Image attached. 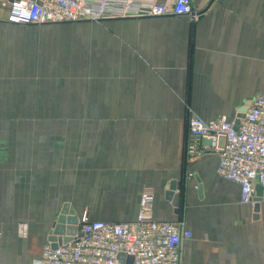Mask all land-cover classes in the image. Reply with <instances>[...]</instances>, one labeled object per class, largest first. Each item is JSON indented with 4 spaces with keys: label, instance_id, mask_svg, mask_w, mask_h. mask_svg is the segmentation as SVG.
<instances>
[{
    "label": "crops",
    "instance_id": "1",
    "mask_svg": "<svg viewBox=\"0 0 264 264\" xmlns=\"http://www.w3.org/2000/svg\"><path fill=\"white\" fill-rule=\"evenodd\" d=\"M192 5L197 20L0 27V264H35L65 204L78 219L130 222L146 189L157 220L193 232L181 264H264V200L258 212L242 204L217 153L185 150L188 114L234 121L264 93V0ZM7 16L0 0V23L18 25ZM22 100L56 108L31 114L78 122L9 125L24 114L9 113V101ZM171 184L180 212L166 198Z\"/></svg>",
    "mask_w": 264,
    "mask_h": 264
},
{
    "label": "built area",
    "instance_id": "2",
    "mask_svg": "<svg viewBox=\"0 0 264 264\" xmlns=\"http://www.w3.org/2000/svg\"><path fill=\"white\" fill-rule=\"evenodd\" d=\"M3 4L8 7L7 21L18 25L167 15L197 20L201 15L192 0H3ZM186 120V154L217 153V172L239 185L240 202L264 200V93L251 101L237 129L225 116L205 121L188 114ZM154 200V191L146 189L137 217L130 222L89 220L84 212L72 240L56 248L47 242L35 264H126L120 262V254L132 256L133 264H181V245L193 232L182 221L157 220Z\"/></svg>",
    "mask_w": 264,
    "mask_h": 264
},
{
    "label": "water",
    "instance_id": "3",
    "mask_svg": "<svg viewBox=\"0 0 264 264\" xmlns=\"http://www.w3.org/2000/svg\"><path fill=\"white\" fill-rule=\"evenodd\" d=\"M10 2L14 0H9ZM251 101H247L246 105L238 110V116L234 120V127H239L240 120L245 117ZM179 184V183H178ZM178 185H173L167 188L166 198L171 201L176 208V212H180L181 202L183 200V193H175V189ZM180 188L181 184H179ZM201 189V188H199ZM201 192V191H200ZM261 193V192H260ZM260 201L262 199L258 197L255 201V211H259ZM79 219L70 205L65 204L59 213L53 228L49 232L48 242L52 244L53 248L58 247L63 243H67L72 240L78 229ZM120 262L126 261V264H133L134 258L132 256H126L125 254L119 255Z\"/></svg>",
    "mask_w": 264,
    "mask_h": 264
},
{
    "label": "rangeland",
    "instance_id": "4",
    "mask_svg": "<svg viewBox=\"0 0 264 264\" xmlns=\"http://www.w3.org/2000/svg\"><path fill=\"white\" fill-rule=\"evenodd\" d=\"M85 22V21H84ZM90 22V21H89ZM69 23H75V22H69ZM55 24H63V23H55ZM46 25V24H44ZM47 25H51V24H47ZM40 25L37 24H33V25H9V24H3L0 23V27H14V28H25V27H38ZM37 103H47V101H38V100H34L33 104H31V101H9V113H15V112H24V114H9L8 115V124H14V125H18L20 124H44L43 127L47 126V125H64V124H68V123H74V122H78V118L77 117H69V116H63V115H34L31 114L33 111L34 113L36 111H43V112H47V111H53L54 108L53 106H40V105H36ZM54 108V109H53ZM34 126L29 127L30 129H33ZM30 131H20L19 132V136L21 137V139L24 140H28L31 139L30 136ZM44 134V132L38 133L36 135H42ZM51 134H55L56 136L53 137L52 139L57 140L59 139L58 135H63V132H55V133H51ZM35 135V136H36ZM24 144H27V142H23ZM44 145H48L47 143H45ZM59 145V144H58ZM189 156V155H187Z\"/></svg>",
    "mask_w": 264,
    "mask_h": 264
}]
</instances>
